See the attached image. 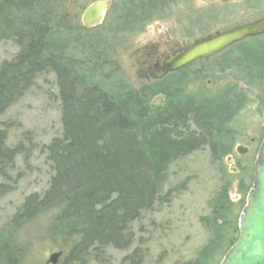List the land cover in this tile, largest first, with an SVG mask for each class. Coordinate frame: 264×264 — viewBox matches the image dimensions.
<instances>
[{"label":"trees","instance_id":"obj_1","mask_svg":"<svg viewBox=\"0 0 264 264\" xmlns=\"http://www.w3.org/2000/svg\"><path fill=\"white\" fill-rule=\"evenodd\" d=\"M167 1L138 0L123 10L122 20H147ZM51 3L0 0V42L18 49L0 64V117L51 75L62 123V134L40 147L51 169L47 189L27 196L7 227L57 211L52 232L64 241L62 264H110L108 250L130 251L136 242L134 224L173 201L179 188L167 186L175 163L206 148L214 162L230 155L238 140L234 115L243 104L230 110L225 91L189 92L183 72L140 90L115 78L114 89L104 88L73 61L64 26L49 14ZM253 50L240 55L250 63L245 74H251L248 69L264 71V47ZM159 95L166 98L164 106L152 108ZM20 127L0 123V203L22 180L19 161L28 167L39 149L29 131L10 142L11 132ZM230 209L221 204L214 211L209 244L195 261L184 264H213L221 250L218 242L229 238L231 230L238 233L239 219L229 218ZM4 233L0 231V264H20ZM144 246L138 240L121 264H147L149 249Z\"/></svg>","mask_w":264,"mask_h":264},{"label":"rangeland","instance_id":"obj_2","mask_svg":"<svg viewBox=\"0 0 264 264\" xmlns=\"http://www.w3.org/2000/svg\"><path fill=\"white\" fill-rule=\"evenodd\" d=\"M95 1L52 0L48 10L54 22L64 26L73 61L83 66L95 82L106 89L115 87L111 78L125 80L132 90L145 86L139 80L138 56L135 54L140 41L156 40V36L161 34L176 43L190 45L207 35L264 17V0H243L227 5H214L203 0H173L167 6L154 10L147 20L135 18V23H130L127 19L122 20L125 16L123 10L134 7L138 0H109L112 6L105 21L100 26L86 29L81 18ZM262 47L264 36L248 39L184 70L183 77L188 82L189 92L215 95L225 91L230 110L242 102V109L234 113L235 123L232 124L238 140L228 155L233 158L236 172L230 173L232 167L226 163L227 157L221 162L212 161L207 148L175 163L169 170L167 186L179 188L173 201L135 223L134 246L128 252L109 249L110 264H121L138 246V240H143L144 248L149 249L147 264L193 262L211 240L209 221L221 204L231 208L229 218L237 222L253 184L254 163L264 140V71L257 74L254 69H248L252 75L245 74L244 70L250 63L240 55L246 50V53H251V50ZM244 48L246 50L242 51ZM16 53L18 49L11 43L0 42V64L11 60ZM57 96L55 77L41 78L34 89L0 117V123L9 121L21 125L19 130L11 132V143L23 131H29L39 145L28 167L19 161L22 180L15 191L0 203V231L6 232L4 235L14 247V255L20 264H47L51 255L66 250L64 241L52 232L57 211L26 220L14 229L7 227L27 196L47 189L51 169L40 147L62 134ZM165 100V96L159 95L152 100L151 107L161 108ZM237 146L245 147L247 153L238 155L235 152ZM238 235L231 230L229 238L225 236L222 242H218L221 250L213 258V264H220ZM63 257L58 264H62Z\"/></svg>","mask_w":264,"mask_h":264},{"label":"water","instance_id":"obj_3","mask_svg":"<svg viewBox=\"0 0 264 264\" xmlns=\"http://www.w3.org/2000/svg\"><path fill=\"white\" fill-rule=\"evenodd\" d=\"M109 7L110 2L107 0L91 4L82 16V26L86 29L100 26L105 20ZM261 36H264V17L197 39L188 45L183 53H178L174 57V62L160 71L156 79L160 80L169 73L181 71L197 61H207L234 45ZM235 152L243 156L247 153V149L237 146ZM226 163L232 167L230 173H235L236 167L233 165L231 156L227 157ZM238 234L236 242L220 264H264V140L254 163L253 184L239 216ZM62 255V252L51 255L47 264H58Z\"/></svg>","mask_w":264,"mask_h":264},{"label":"flooded vegetation","instance_id":"obj_4","mask_svg":"<svg viewBox=\"0 0 264 264\" xmlns=\"http://www.w3.org/2000/svg\"><path fill=\"white\" fill-rule=\"evenodd\" d=\"M97 1H104V0H97ZM203 1L207 3H213L214 5L217 4L227 5L229 3H241L243 0H203ZM109 2H110V7L106 14V17L112 6L111 1ZM168 4L169 1H167L164 5L167 6ZM187 48H188L187 44L183 45L176 43L172 41L170 38H164V36H162L161 34L156 36V40H149L148 42L146 40H144L143 42L140 41V44L135 49V54L136 56H138L137 65L139 66L138 73H139L140 83L141 84L143 83L145 86L151 85L153 83L163 82L176 73L184 72L186 68L175 73H169L160 80L156 79V76L160 73V71H162L166 66L169 67L174 62L175 60L174 57H176L178 53H183Z\"/></svg>","mask_w":264,"mask_h":264},{"label":"bare ground","instance_id":"obj_5","mask_svg":"<svg viewBox=\"0 0 264 264\" xmlns=\"http://www.w3.org/2000/svg\"><path fill=\"white\" fill-rule=\"evenodd\" d=\"M92 4H93V3H92ZM85 11H86V10H85ZM85 11H84V12H85ZM83 14H84V13H83ZM82 16H83V15H82ZM105 18H106V17H105ZM151 20H152V19H151Z\"/></svg>","mask_w":264,"mask_h":264}]
</instances>
